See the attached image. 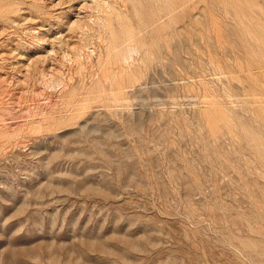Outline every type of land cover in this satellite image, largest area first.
I'll list each match as a JSON object with an SVG mask.
<instances>
[{
	"label": "rangeland",
	"instance_id": "obj_1",
	"mask_svg": "<svg viewBox=\"0 0 264 264\" xmlns=\"http://www.w3.org/2000/svg\"><path fill=\"white\" fill-rule=\"evenodd\" d=\"M0 264H264V0H0Z\"/></svg>",
	"mask_w": 264,
	"mask_h": 264
},
{
	"label": "bare ground",
	"instance_id": "obj_2",
	"mask_svg": "<svg viewBox=\"0 0 264 264\" xmlns=\"http://www.w3.org/2000/svg\"><path fill=\"white\" fill-rule=\"evenodd\" d=\"M126 52V51H125Z\"/></svg>",
	"mask_w": 264,
	"mask_h": 264
}]
</instances>
